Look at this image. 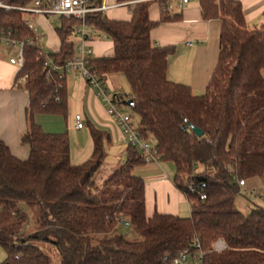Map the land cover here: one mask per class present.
Listing matches in <instances>:
<instances>
[{
  "label": "trees",
  "instance_id": "obj_1",
  "mask_svg": "<svg viewBox=\"0 0 264 264\" xmlns=\"http://www.w3.org/2000/svg\"><path fill=\"white\" fill-rule=\"evenodd\" d=\"M198 1L203 19L221 21L217 64L201 95L167 79L174 48L151 43L150 31L159 23L149 19L150 1L134 4L126 21L99 12L84 21L113 46L111 56L92 61L93 69L102 78L125 76L130 87L129 96L122 95L125 104L137 114L142 136L154 140L159 163L174 165L172 183L185 197L189 216H146L145 183L132 174L145 163L133 148L126 147L125 160L100 184L95 182L106 158L105 131L89 126L91 156L72 164L67 136L47 134L34 122L39 113L65 112L64 80L56 75L46 79L43 64L50 58L64 65L74 57L70 39L80 22L59 18L58 51L40 54L36 46L24 47L16 74L28 95L27 126L20 139L29 148L28 157L16 158L0 140V247L5 257L0 264H51L49 252L58 255L59 264H165L163 258L196 241L205 253L203 264H264V209L243 214L235 207L239 185L264 174V19L250 29L239 0ZM0 2L29 6L33 0ZM101 3L91 0L92 6ZM0 30L19 40L36 36L21 12L1 8ZM190 125L203 135L193 134ZM125 222L138 239L116 232ZM217 239L226 249L211 252Z\"/></svg>",
  "mask_w": 264,
  "mask_h": 264
},
{
  "label": "crops",
  "instance_id": "obj_2",
  "mask_svg": "<svg viewBox=\"0 0 264 264\" xmlns=\"http://www.w3.org/2000/svg\"><path fill=\"white\" fill-rule=\"evenodd\" d=\"M102 0L104 4H117L116 0ZM247 26L250 29L260 27L264 19V0H239ZM149 19L158 22L150 31L151 43L158 47H173L174 53L168 58L166 76L170 82L189 86L193 95L204 93L217 64L219 52V35L221 21L219 19L205 20L202 18L198 0H191L181 10L170 12L165 8V0L150 1ZM134 5L118 7L116 15L107 11L105 16L113 20L126 21ZM166 13H164V12ZM166 15V21H160ZM36 24L37 32L45 37L48 29L45 16L31 17ZM54 34L55 30H54ZM57 37V35H56ZM76 39L77 36H75ZM73 42V41H72ZM74 44V43H73ZM79 39L76 42L77 46ZM60 46L53 42L51 49L44 53H55ZM95 58L108 57L113 54L112 42L100 37L89 43ZM16 51L4 43H0V140L9 148L13 156L26 159L29 154L27 145L20 139L26 131L25 108L28 103L27 91L23 84L18 83L16 74L19 70L15 62ZM120 73L103 77L106 87L114 92L121 90L118 80ZM65 112L63 114L39 113L34 116V122L47 134H65L69 141V158L72 164H81L92 153V142L89 126L93 125L109 135L105 146L106 158L104 164L118 166L126 158V146L115 122L106 113L101 101L89 88L84 79L77 73H68L64 78ZM79 113L84 128H73V117ZM118 149V155L112 150ZM111 150L112 154H109ZM146 165V164H143ZM153 177L145 183V213L150 217L154 212L181 216L180 205L187 203L183 194L178 191L168 176L161 174L154 167L150 169ZM188 205V203H187ZM189 209V206H188ZM116 232L120 231V225ZM125 225V223H124ZM130 230L131 227L127 225Z\"/></svg>",
  "mask_w": 264,
  "mask_h": 264
},
{
  "label": "built area",
  "instance_id": "obj_3",
  "mask_svg": "<svg viewBox=\"0 0 264 264\" xmlns=\"http://www.w3.org/2000/svg\"><path fill=\"white\" fill-rule=\"evenodd\" d=\"M145 1H162V0H131L117 4H104L92 6L91 0H33L29 6H13L0 2V8L5 11H18L23 14V23L30 30L36 33L34 39H15L11 32L0 30V43H4L11 49L15 50L17 55L15 62L20 68L23 64L22 50L24 47L36 46L43 54L41 42L43 34L37 32L36 24L31 17L45 16L54 18H74L80 22L76 28L75 34L79 39V44L74 47L75 55L64 65L54 64L52 59L46 58L43 66L45 68V78L49 79L56 75L57 79L62 81L68 73H77L89 88L95 93V96L101 101L106 113L117 125L123 142L126 147L133 148L137 151L145 164L159 163V156L154 146V140L150 136L143 137L138 128V122L123 107L126 106L125 98L118 92L109 90L92 67V61L95 59L89 43L100 37L107 40L108 37L96 29L85 24V18L89 13L99 12L105 15L110 9L123 6L134 5L138 2ZM165 8L170 11H179L184 5L191 0H165ZM31 16V17H30ZM18 83H23L19 78ZM73 128L81 130L84 128L82 117L79 113L73 117ZM185 130L187 128H184ZM193 190L192 187H189ZM239 193H242L240 190ZM204 199V196H200ZM226 245L222 239L215 240L211 245V252H222ZM205 253L201 251L200 244L196 241L194 244L183 248L173 257H165V264H203L202 259Z\"/></svg>",
  "mask_w": 264,
  "mask_h": 264
},
{
  "label": "rangeland",
  "instance_id": "obj_4",
  "mask_svg": "<svg viewBox=\"0 0 264 264\" xmlns=\"http://www.w3.org/2000/svg\"><path fill=\"white\" fill-rule=\"evenodd\" d=\"M106 2H109V0ZM116 9L117 8L110 9L109 12H112L113 10ZM116 12L118 11H113L111 14L116 15ZM44 20L46 22V26L48 27V29H45L46 32H45V37H43L41 42L42 45L41 49L44 52H48L51 49L50 47L52 43L53 42L57 43V37L54 34V30L58 26L59 18L48 17L46 19L44 18ZM70 40L73 41L74 45H76L78 39H76V37H71ZM48 45H50V47H48ZM118 80L121 84V90H119L118 93L124 96H129L130 87L125 76L120 74ZM123 109L124 111H127L135 120H138L137 114L131 108H129L128 106H124ZM112 152L114 155H118V149L115 148L112 150ZM112 152L110 150L109 154L111 155ZM152 167H154L161 174L168 176V178L172 181L175 175V167L172 163H168V162L138 165L133 168L132 174L142 178L143 181L146 182L149 180V178L153 177V173L150 171ZM115 168H117V166L116 167L110 166V164L108 166L105 163L97 172L95 176V182L97 184H100V182L105 177H107L113 170H115ZM239 189L242 191V193L237 194L235 198V207L237 208V210H239L243 214H248L254 208L264 209V174L260 177H254L245 180L243 183L239 185ZM180 209H181L182 217L189 216V209L186 202L180 205ZM118 233L123 235L127 240L138 239V236L132 230H130L128 226L124 224L120 225V231ZM49 255L51 256V264H59L58 255L54 254L53 252H49ZM4 258H5L4 252L0 247V262H2Z\"/></svg>",
  "mask_w": 264,
  "mask_h": 264
},
{
  "label": "water",
  "instance_id": "obj_5",
  "mask_svg": "<svg viewBox=\"0 0 264 264\" xmlns=\"http://www.w3.org/2000/svg\"><path fill=\"white\" fill-rule=\"evenodd\" d=\"M130 106L133 105L132 100L129 101ZM190 131L195 134L197 137H201L203 135V132L201 130H199L198 128L194 127V126H189ZM125 225H128V222H125Z\"/></svg>",
  "mask_w": 264,
  "mask_h": 264
}]
</instances>
